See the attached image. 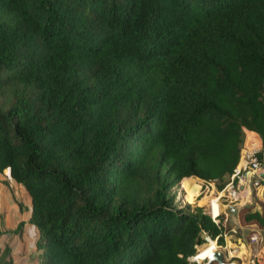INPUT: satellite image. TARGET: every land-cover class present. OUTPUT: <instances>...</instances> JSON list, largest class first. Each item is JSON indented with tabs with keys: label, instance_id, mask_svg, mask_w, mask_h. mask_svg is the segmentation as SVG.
Wrapping results in <instances>:
<instances>
[{
	"label": "trees",
	"instance_id": "obj_1",
	"mask_svg": "<svg viewBox=\"0 0 264 264\" xmlns=\"http://www.w3.org/2000/svg\"><path fill=\"white\" fill-rule=\"evenodd\" d=\"M248 136L264 174V0H0V175L38 264H196L231 224L172 189L221 190Z\"/></svg>",
	"mask_w": 264,
	"mask_h": 264
},
{
	"label": "built area",
	"instance_id": "obj_2",
	"mask_svg": "<svg viewBox=\"0 0 264 264\" xmlns=\"http://www.w3.org/2000/svg\"><path fill=\"white\" fill-rule=\"evenodd\" d=\"M249 141L254 136H248ZM256 140V138H255ZM256 145L253 143L242 147L238 163L234 167L232 173L229 176L227 183L221 190H217L214 182H202L199 183L198 195L201 199H206L207 210L204 211L215 223H222L225 226L229 220V213L220 212V206H224L226 209L234 208L239 209L243 206L250 205L254 201L259 200L264 203V174L263 166L257 159V152L262 149V144L259 139L256 140ZM197 180V179H195ZM213 205L216 211L213 210ZM238 222L235 225L231 224V227L223 232L224 244L218 245L217 240H209L214 244L213 250L216 248H222L227 260H237L239 264H256L254 260H248L246 252H243L247 244H259L261 237L259 230L254 227L248 229V236L246 238V229L242 230L241 236L237 235ZM229 236V239H227ZM236 236L237 240H236ZM230 237L235 238V244H233ZM241 238V240H240ZM243 239V240H242ZM199 252V251H198ZM191 261L196 264H204L202 259L197 258V254L191 257Z\"/></svg>",
	"mask_w": 264,
	"mask_h": 264
},
{
	"label": "rangeland",
	"instance_id": "obj_3",
	"mask_svg": "<svg viewBox=\"0 0 264 264\" xmlns=\"http://www.w3.org/2000/svg\"><path fill=\"white\" fill-rule=\"evenodd\" d=\"M255 138H256V140L258 139L257 137H255ZM255 138L250 139L251 144H253V143L255 145L257 144ZM250 141H249V137H246L244 139L243 146L249 145ZM1 177H3V176H1ZM1 181H0V254L2 253V251H4L5 248L10 249V247H9L10 246V240L19 233V231H20L19 229L24 224V221H15L12 214L17 213L16 209L18 207L20 208V210L29 208V204H28L29 203V197H28V194L24 192V190H21L20 188H7L4 191L2 189V185L5 181L2 179H1ZM199 183H201L199 180H195L194 178H187L186 180L184 179L183 183H182L184 191L181 189L180 184L177 187L173 188L172 193L176 195V198H175L176 203L179 206H185L187 204H190L192 206V208L195 205L203 206L205 208V210H207V208H206L207 200L203 199L201 202L199 201V200H201V199H199L200 194L198 195V193H200L199 191H201V189L199 190ZM5 184H7V183H5ZM214 207L215 206L213 205V210L216 211V209H214ZM223 208L226 209L224 206H223ZM223 211H225V210H223ZM232 217H233V215H232ZM229 218H230V221L232 224L233 221L231 220V216H229ZM240 236H241V238H243V235H240ZM246 238H247V235H246ZM227 239H229V236H227ZM230 240H232V242H234L235 238L230 237ZM211 245L214 248V244L208 241V242H206L200 246L199 251L202 250L203 248L207 249ZM213 251H222L224 257L227 258V255H225L222 248H216V250H213Z\"/></svg>",
	"mask_w": 264,
	"mask_h": 264
},
{
	"label": "crops",
	"instance_id": "obj_4",
	"mask_svg": "<svg viewBox=\"0 0 264 264\" xmlns=\"http://www.w3.org/2000/svg\"><path fill=\"white\" fill-rule=\"evenodd\" d=\"M1 179L5 181L2 185V189L4 191L7 188H20L21 190H24L25 193H27L22 185H18L17 183L14 182V180H12L8 176L7 171L4 174L0 175V181ZM202 200L203 199L199 201L201 202ZM28 204H29V208L20 210V208L18 207L16 209L17 213L12 214L15 221H24L23 226L19 229L20 230L19 233L10 240V246H9L10 256L13 259V264H37L38 263L39 251H37L35 247V241L37 237L39 236V233H38V230L29 222L30 200ZM255 208H258V206L256 205ZM229 216H231V220L233 221L232 225L237 224L238 222L237 209H235L234 212H230ZM230 224H231V221H230ZM259 234H260L262 241L259 244H247L246 248L245 249L243 248V252L244 253L246 252V256L248 257V260H254L256 264H264V231H259ZM237 237L239 236H236V240H237ZM236 240H234L233 242L234 244ZM211 252H213L212 245L209 246L207 249L203 248L202 250H200L197 253V258L204 259Z\"/></svg>",
	"mask_w": 264,
	"mask_h": 264
},
{
	"label": "water",
	"instance_id": "obj_5",
	"mask_svg": "<svg viewBox=\"0 0 264 264\" xmlns=\"http://www.w3.org/2000/svg\"><path fill=\"white\" fill-rule=\"evenodd\" d=\"M223 210H225V212H227V213L235 211L234 208L224 209L223 206L221 205L220 206V212H222ZM202 262L204 264H212V263H216V264H239L237 260H230V261L226 260L222 251L211 252L207 257L202 259Z\"/></svg>",
	"mask_w": 264,
	"mask_h": 264
},
{
	"label": "bare ground",
	"instance_id": "obj_6",
	"mask_svg": "<svg viewBox=\"0 0 264 264\" xmlns=\"http://www.w3.org/2000/svg\"><path fill=\"white\" fill-rule=\"evenodd\" d=\"M182 183H183V181H182ZM182 183L180 184L181 185V189L183 190V185H182ZM184 191V190H183Z\"/></svg>",
	"mask_w": 264,
	"mask_h": 264
}]
</instances>
